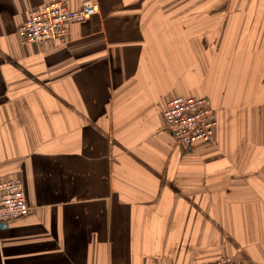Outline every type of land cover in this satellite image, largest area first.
I'll list each match as a JSON object with an SVG mask.
<instances>
[{"label": "crops", "instance_id": "obj_1", "mask_svg": "<svg viewBox=\"0 0 264 264\" xmlns=\"http://www.w3.org/2000/svg\"><path fill=\"white\" fill-rule=\"evenodd\" d=\"M53 1L0 0V180L30 207L0 264H264V0H98L68 44L23 45ZM193 96L218 126L188 146L164 110Z\"/></svg>", "mask_w": 264, "mask_h": 264}, {"label": "built area", "instance_id": "obj_2", "mask_svg": "<svg viewBox=\"0 0 264 264\" xmlns=\"http://www.w3.org/2000/svg\"><path fill=\"white\" fill-rule=\"evenodd\" d=\"M99 12L98 0H85L78 10L72 9L67 0H56L30 9L27 19L18 27V36L23 45H66L71 40V26ZM164 118L177 143L194 146L215 139L218 113L208 97H176L167 104ZM29 213L24 180H0V223ZM213 264H234V259L226 256Z\"/></svg>", "mask_w": 264, "mask_h": 264}, {"label": "rangeland", "instance_id": "obj_3", "mask_svg": "<svg viewBox=\"0 0 264 264\" xmlns=\"http://www.w3.org/2000/svg\"><path fill=\"white\" fill-rule=\"evenodd\" d=\"M241 42H242V41H241ZM257 43L261 45V44H264V41H257ZM233 44H234V41H232V45H233ZM245 45H246V44H244V48H245ZM240 46H241V44H240ZM233 47H234V45H233Z\"/></svg>", "mask_w": 264, "mask_h": 264}]
</instances>
